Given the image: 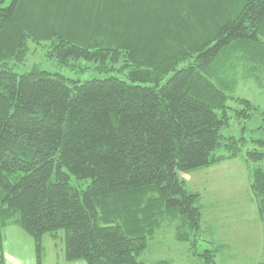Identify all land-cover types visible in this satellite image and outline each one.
<instances>
[{"label":"trees","instance_id":"1","mask_svg":"<svg viewBox=\"0 0 264 264\" xmlns=\"http://www.w3.org/2000/svg\"><path fill=\"white\" fill-rule=\"evenodd\" d=\"M29 40L105 76L18 74ZM258 75L264 0H0V264L5 226L38 254L63 231L67 262L145 264L168 223L192 264H216L223 246L181 175L241 159L264 222V112L235 96Z\"/></svg>","mask_w":264,"mask_h":264},{"label":"rangeland","instance_id":"2","mask_svg":"<svg viewBox=\"0 0 264 264\" xmlns=\"http://www.w3.org/2000/svg\"><path fill=\"white\" fill-rule=\"evenodd\" d=\"M40 43L41 45H36L33 41H28L30 50L25 62L18 65L10 62V67L14 72L22 74L30 71L33 65H36L40 69L62 74L66 78L85 79L90 76H105L104 73H93L88 69H69L59 66L53 58L50 59L46 56L51 51L50 42L41 41ZM79 65H83L82 62ZM82 67L85 68L86 65ZM258 76L260 82L253 79L238 82L235 96L249 100L259 107V111L264 112V76ZM231 133L238 135L237 131L233 129H231ZM181 178L191 191L198 194L199 204L202 209H205L203 222H207L208 214L214 209L217 213V216L211 217V221L215 222L219 232L216 237L223 242V245L221 244L223 256L219 255L216 263H262L264 261V222H261L257 217V208L249 189L247 170L243 161L241 159L228 160L214 167L181 175ZM57 234L56 240H53L54 238L48 234L44 235L41 240L46 241L50 238V243L47 244V248L41 244L40 240V254L37 253L36 246H34L33 252L31 250L30 242L32 240L35 242V238L30 235V238L26 236V240L30 241L28 251L34 258V264H66L67 261L64 260L62 253L64 232L58 231ZM154 237L147 240V249L142 255L145 262L167 260L170 264L191 263V258L188 260L181 257L186 245L176 242L175 230L169 223L167 227L158 229ZM226 241H230L232 244L237 243L239 247L226 249L228 247L225 244Z\"/></svg>","mask_w":264,"mask_h":264},{"label":"crops","instance_id":"3","mask_svg":"<svg viewBox=\"0 0 264 264\" xmlns=\"http://www.w3.org/2000/svg\"><path fill=\"white\" fill-rule=\"evenodd\" d=\"M208 216L209 217H208L207 222H205V221L204 222L207 223L212 230H214L213 235H215V237H216V234L219 235V232H218L216 224H214L215 222L211 221V217L217 216L215 209H214V211H211V213H209ZM213 225H214V227H213ZM26 236H27V238H30L29 235H27L21 228L15 226V225L5 226L3 228V230H2L3 241H2L1 247H2L4 264H34V258L32 255L29 254V251H28V248H29L28 243L30 241L26 240ZM43 237H44V235L41 237V239ZM49 239H46V241L41 240V244L45 245L47 247V244L50 243ZM214 240H216L219 244L223 245V242L218 240L217 237ZM176 242H178V241L176 240ZM30 243H31V250L33 252L34 246H36V241L34 242L32 240ZM225 244L228 246V247H226V249L239 247L237 245V243L232 244L230 241H226ZM221 254H223V253L217 252L216 262L218 260V256L219 255L221 256ZM181 255H182L181 257H183V258L185 257L188 260H189V258H191V263H188V264H192L193 262L194 263H198V262L200 263V261H202L200 256L196 257L193 253H189V246H187V245L184 248ZM164 261L167 262V260H164ZM229 261H231V260H229ZM82 262L83 261L80 260V261H74V262H66V264H84L85 263V262L84 263H82ZM157 262H163V261L162 260H155L152 262H145V264H155ZM262 262H264V261H262ZM260 263H258V264H260Z\"/></svg>","mask_w":264,"mask_h":264}]
</instances>
